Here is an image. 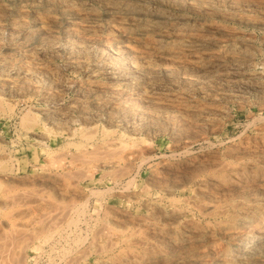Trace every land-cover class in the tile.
<instances>
[{
	"label": "bare ground",
	"instance_id": "6f19581e",
	"mask_svg": "<svg viewBox=\"0 0 264 264\" xmlns=\"http://www.w3.org/2000/svg\"><path fill=\"white\" fill-rule=\"evenodd\" d=\"M262 1L0 0V21L5 3L16 9L0 24V52L7 48L0 55V120L16 116L35 155L48 158L46 166L82 169L90 181L86 201H102V189L91 187L96 180H129L117 189V206L126 208L103 209L98 241L89 242L83 258L108 252L94 264H264V168L245 152L225 160L207 149L186 164H165L170 182L142 190L136 182L152 161L160 123L179 144L193 123L219 130L231 115L228 105L244 108L249 91L264 97ZM248 29L262 35L259 46L239 32ZM42 88V106L33 109L28 102ZM254 103L264 108L263 101ZM257 140L263 143L264 133ZM248 144L229 145L243 150ZM13 164L0 144L3 187ZM51 175L56 185L80 188L78 180ZM1 199L0 213L10 204Z\"/></svg>",
	"mask_w": 264,
	"mask_h": 264
},
{
	"label": "rangeland",
	"instance_id": "374dc122",
	"mask_svg": "<svg viewBox=\"0 0 264 264\" xmlns=\"http://www.w3.org/2000/svg\"><path fill=\"white\" fill-rule=\"evenodd\" d=\"M259 1L261 3L262 0H258V2ZM262 3H264V0L262 1ZM5 7H7L8 9H5ZM4 9L6 10V12L4 16L1 15L2 18L0 24H3L1 22L5 21L6 18L7 20H10L13 12L16 11L15 6L8 3H5ZM227 27L230 30L234 29L235 24L229 23L227 24ZM239 32L240 34H251L254 38H256V45L259 46L262 35L258 33V31L248 29L240 30ZM6 49V47L1 49L0 55H2L3 52L5 53ZM2 56H0V58ZM55 60L57 63H61L62 58L57 57L55 58ZM42 92L43 88L41 91L38 90L37 93L32 96V100H29L28 103H31L30 105L33 109H39L42 106V104L39 102V100L44 99V94L42 95ZM248 93L249 95L247 94V100L249 104L244 108H238V106L236 107L232 104L228 105L231 115L228 119H224L222 127L219 130L206 132V130L197 123L186 126L188 128H185L184 131L185 135H187L188 138L185 139L186 142H180L179 144L174 142L172 140L171 132L165 129L167 126H164L160 123L162 130L154 138V156L152 157L151 163L143 166L141 168L142 170H140V172L137 174V189L142 190L149 185H157L159 183L170 182L172 177L168 176V174L164 170L165 164L170 163L174 166H179L180 163L186 164V162L190 158L194 156H201V153H207L208 150H210L209 152L213 151V154H218L217 157L225 160H228L230 157H239L245 152V155L247 157H251L253 161L256 160L259 164H262L264 168V142L262 143L260 142V140H257L255 142L253 141L255 137H258V135L264 133V119H262L264 117V108L260 110L254 103L256 101L264 102V97H261V95H258L252 91H249ZM71 95V93L66 94L65 99L69 100ZM23 103L24 102H21L20 104L22 105ZM232 106L235 107L233 108ZM17 122L18 119L16 116H13L10 120L6 118L0 120V131L2 132V139L0 144L4 143L5 152H7V154L11 156L12 164L14 163V169L12 168L10 174L7 176L8 179L4 182L6 186L3 187V184L0 182V199H7L10 202V204L8 203L9 206L7 205L9 209L5 207L4 210L0 213V264H94L96 259L104 257L106 254H108V252H98L91 255H86V258H83V256L85 255V253H88L86 251L89 248V242V246H91V244H93L92 242H94L93 240H95L97 236L99 238V229L102 228V219L104 217L103 214L105 213L103 211L108 209L113 210V208L116 211H122L126 208V206L124 205H121L122 207L117 206V189L121 190L122 186L129 180L124 179L123 182L117 184L111 182L110 185L106 182L109 181V178H105V180L101 181L96 180L95 183L91 184V187L93 189H102V192L100 193L102 201L97 202L96 204L97 200L95 199V197L91 198L89 201L84 200L82 196L86 192L84 188L85 185L90 181L82 177V169L78 170V168L76 169L75 167H73L69 170H66L56 166L55 169L54 166V168H50V166L47 165L49 167L48 168L46 166V164H48V158L45 156V154L40 152L39 155H35V147L33 146L31 138H27L22 134ZM12 131L15 133H13ZM13 136L15 139L13 138ZM196 137L198 141L194 143V145L189 146L187 141ZM16 139V142L12 141ZM243 139H248L250 141V144L246 145L245 147L243 146L245 148L243 149L244 151L232 149L230 150V146L232 144H238L243 141ZM58 146L61 147L62 143L59 142L57 147ZM247 146L249 147L247 148ZM180 147H182L184 150ZM239 151L242 152L240 153ZM167 154H169L170 156H167ZM53 158H56V156H54ZM68 160L73 161V159L71 160L70 156L67 158V161ZM7 164H10V162L7 161ZM44 165L46 168L44 167ZM69 171H72V173ZM62 172H65L66 175H63ZM52 173L53 175L58 173L57 176L60 178L64 176L63 178H66V180L64 179L65 182H76L78 180L79 187L81 189H74L71 186L69 188H63L61 185H56V183L51 182L50 180V176H52ZM59 173L61 174V176ZM100 173L101 172H99V174ZM78 174L79 176H81L77 178ZM45 177H47V179ZM70 177L72 178L71 180L69 179ZM150 177H153V179H151ZM8 186L13 188V190ZM109 186H111L112 189H109ZM7 187L8 189H6ZM2 190L5 191V195L3 194ZM15 190H17V193L15 192ZM104 190H106L107 192H105ZM6 191H8V193ZM156 195L157 194H153V199L157 198ZM10 199L13 201H11ZM14 200L18 201L14 202ZM22 200H24L23 203H21ZM82 201H86L87 203H83ZM11 203L15 204L12 205ZM71 204H74L75 208L67 216L65 211L68 207L71 206ZM80 204H84V207L80 206ZM105 205L108 206V208ZM137 208L138 207L136 206L132 208V212H136L135 214H138L139 211L137 210ZM81 211L83 213H80ZM3 212L4 214H2ZM67 217L71 221L66 222ZM68 223L70 224L66 226ZM96 231H98V233ZM94 234L98 235L95 237ZM93 236L95 238L91 239ZM97 239L94 242L95 244L98 241ZM82 252H84V254ZM115 253L116 252H112L110 254ZM76 256H78L79 259ZM81 256L82 258H80ZM76 259L78 260V262H76Z\"/></svg>",
	"mask_w": 264,
	"mask_h": 264
}]
</instances>
